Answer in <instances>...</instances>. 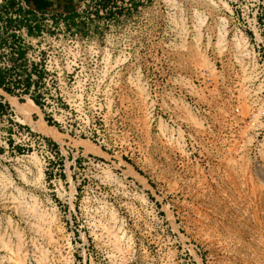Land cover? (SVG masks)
<instances>
[{"label": "rangeland", "instance_id": "rangeland-1", "mask_svg": "<svg viewBox=\"0 0 264 264\" xmlns=\"http://www.w3.org/2000/svg\"><path fill=\"white\" fill-rule=\"evenodd\" d=\"M77 9L0 26L7 94L60 136L0 95V264H264V0Z\"/></svg>", "mask_w": 264, "mask_h": 264}, {"label": "bare ground", "instance_id": "bare-ground-1", "mask_svg": "<svg viewBox=\"0 0 264 264\" xmlns=\"http://www.w3.org/2000/svg\"><path fill=\"white\" fill-rule=\"evenodd\" d=\"M0 95L5 96L11 102V104L13 106H16L20 109V114L24 117L23 123L26 124L33 132L40 134V135H43V136H46V137H49V138H52L54 141H57V142L60 141V136L57 133L55 128L48 126L43 120H42V122H37L33 118V116H32L33 113L35 111L39 112L38 107H36L34 105L20 103L15 98L9 96L1 88H0ZM39 115H41V114H39ZM17 163L19 165L21 164V166L23 168H27V170H29V171H31L30 167H33L35 169V173H34L35 187L42 183V180H43L42 162L40 161V159L38 158V156L36 154H31L29 156H26L25 158L18 159ZM27 164H29L31 166L28 167V166H26ZM31 172H33V171H31ZM68 178L71 179L70 173L68 174ZM12 187H13V185H12L10 172L7 169H3V170L0 169V194H1L0 197L5 198L8 195V193ZM19 193L21 196H23V197L25 196V193L23 191H21V192L19 191ZM32 198H34V197L32 196ZM22 200H23V198H22ZM20 202H21V200H20ZM21 264H22V262H21Z\"/></svg>", "mask_w": 264, "mask_h": 264}, {"label": "crops", "instance_id": "crops-1", "mask_svg": "<svg viewBox=\"0 0 264 264\" xmlns=\"http://www.w3.org/2000/svg\"><path fill=\"white\" fill-rule=\"evenodd\" d=\"M79 1L81 0H24L25 10L23 16L29 19L33 25L47 22L49 19H54L55 21L60 19L63 21L64 16H67L68 12L78 11L77 5H79ZM66 7L69 10H66Z\"/></svg>", "mask_w": 264, "mask_h": 264}, {"label": "built area", "instance_id": "built-area-1", "mask_svg": "<svg viewBox=\"0 0 264 264\" xmlns=\"http://www.w3.org/2000/svg\"><path fill=\"white\" fill-rule=\"evenodd\" d=\"M25 10V4H24V0H0V26L7 25V20L11 19V20H16L21 19V13L20 11L24 12ZM235 114L237 116L240 115V110L239 109H235ZM226 124L228 126V129L226 128L224 131L226 132L227 130V134L226 135H231L234 139L237 138L240 135V129H241V121L240 119H235V118H230V119H226ZM202 138H208L209 136V125L208 124H204L202 123ZM172 139H176V136L173 134ZM185 152L188 155H203L207 152H203V150L201 149H189V148H185ZM215 152V150H214ZM217 154V153H216Z\"/></svg>", "mask_w": 264, "mask_h": 264}, {"label": "trees", "instance_id": "trees-1", "mask_svg": "<svg viewBox=\"0 0 264 264\" xmlns=\"http://www.w3.org/2000/svg\"><path fill=\"white\" fill-rule=\"evenodd\" d=\"M66 10H69V8L66 7ZM75 16L79 17V14L76 10L70 11V13L68 12V15L64 16L63 18L65 24L69 26L70 21L73 20ZM21 56H23V53H21ZM6 76L7 73L3 70H0V88L3 89L6 93L10 94L11 96H15L16 94L14 90H12L9 86L6 85V81H7ZM26 85L30 86V78H28ZM32 100L37 106L42 108V104L39 102L37 98H32ZM20 101L22 102V99H20Z\"/></svg>", "mask_w": 264, "mask_h": 264}]
</instances>
